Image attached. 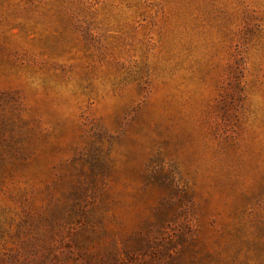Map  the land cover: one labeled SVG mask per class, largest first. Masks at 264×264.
Masks as SVG:
<instances>
[{
    "label": "rangeland",
    "instance_id": "374dc122",
    "mask_svg": "<svg viewBox=\"0 0 264 264\" xmlns=\"http://www.w3.org/2000/svg\"><path fill=\"white\" fill-rule=\"evenodd\" d=\"M0 264H264V0H0Z\"/></svg>",
    "mask_w": 264,
    "mask_h": 264
}]
</instances>
